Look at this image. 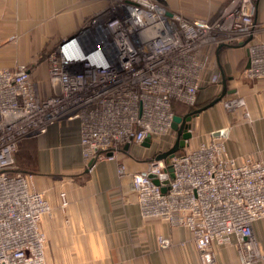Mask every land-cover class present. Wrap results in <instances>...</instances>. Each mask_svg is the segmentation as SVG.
I'll return each mask as SVG.
<instances>
[{
    "label": "built area",
    "instance_id": "1",
    "mask_svg": "<svg viewBox=\"0 0 264 264\" xmlns=\"http://www.w3.org/2000/svg\"><path fill=\"white\" fill-rule=\"evenodd\" d=\"M260 1L229 0L206 20L172 12L164 0H110L79 34L47 55L54 91L46 97L27 66L0 67V264H48L42 220L53 209L35 188L34 175L18 169L17 155L25 140L73 120L80 124L88 169L114 162L119 177L129 176L142 216L187 229L203 264L215 263L216 249L234 236L242 238L246 261L257 259L254 224L264 219L262 162H240L217 132L195 148L187 142L171 159L172 172L155 157L144 171L128 173L123 156L127 146L178 135L173 102L194 110L204 73L216 69L212 48L244 44L250 62L244 77L264 80V42L254 41ZM96 36L101 56L79 48ZM221 81L219 72L209 78V84ZM165 176L168 184L162 183ZM61 201L66 208L64 192ZM158 243L161 249L171 244L164 236Z\"/></svg>",
    "mask_w": 264,
    "mask_h": 264
},
{
    "label": "crops",
    "instance_id": "2",
    "mask_svg": "<svg viewBox=\"0 0 264 264\" xmlns=\"http://www.w3.org/2000/svg\"><path fill=\"white\" fill-rule=\"evenodd\" d=\"M164 1L170 11L185 18L211 20L229 0ZM109 5L110 0H0V67L27 66L42 96L50 95L54 89L49 84L47 55L79 34ZM255 22L254 41L264 42V0L258 3ZM210 51L216 69L204 73L206 82L194 110L227 92L189 122V147L226 131L222 136L232 156L240 162L250 158L264 164V80L244 77L249 59L244 44L216 46ZM213 72H219L222 80L226 78V89L222 81L209 84ZM175 142L168 135L150 141L149 146H131L123 156L128 173L144 171L153 156L168 151ZM17 167L34 175L35 188L53 209L52 215L42 220L48 264H203L187 229L142 216L129 176L119 177L114 162H100L83 183L70 182L68 177H86L87 173L79 121L56 122L46 134L25 140ZM62 192L68 200L66 208L62 207ZM159 236L169 238L170 246L161 249ZM254 236L257 259L247 262L239 246L242 238L234 236L230 244L216 249L213 264H264V219L254 224Z\"/></svg>",
    "mask_w": 264,
    "mask_h": 264
},
{
    "label": "water",
    "instance_id": "3",
    "mask_svg": "<svg viewBox=\"0 0 264 264\" xmlns=\"http://www.w3.org/2000/svg\"><path fill=\"white\" fill-rule=\"evenodd\" d=\"M250 62L248 61L247 67H249ZM222 83L225 87V89L227 88V81L226 78H223ZM227 91L224 90L223 94L220 95L218 98H216L214 101H212L210 104H208L207 106L200 108V109H196L191 111L190 113H188L185 116H175L174 118V123H173V129L174 131H176L178 133L177 135V139L176 142L174 144V146L169 149L168 151L164 152V153H160L156 159L157 160H165L166 164L168 166L167 171L168 172H172L173 169L171 167V159L177 154V152H179L181 149L185 148V146L187 145V142L191 139L192 137V133L190 131V125L189 122L193 119L194 116H196L197 114L201 113L202 111L212 107L213 105H215L217 102L221 101L225 95ZM226 131L224 132H217L216 135H225ZM150 139H148L144 145L149 146ZM129 146H127L125 149L129 150ZM151 178L154 179V182L159 184L160 182L156 179L155 176L151 175ZM163 184H168L169 183V178L168 176L164 177V181L162 182ZM163 192H166V187L162 188Z\"/></svg>",
    "mask_w": 264,
    "mask_h": 264
},
{
    "label": "rangeland",
    "instance_id": "4",
    "mask_svg": "<svg viewBox=\"0 0 264 264\" xmlns=\"http://www.w3.org/2000/svg\"><path fill=\"white\" fill-rule=\"evenodd\" d=\"M94 40V41H93ZM100 45V46H99ZM81 46H86L87 48L84 50V52L86 53V54H94L95 53V55L97 54V53H101V52H103L104 50H103V47H102V42L101 41H98V40H96V37H90L89 39H87V40H85V41H83V42H81L80 44H79V48H81ZM99 48V49H98ZM101 48V49H100ZM171 135V137H172V139H173V141L175 140V139H177V137H176V133H171L170 134ZM19 151H20V148H19ZM185 150L183 149L182 150V152H184ZM181 152V151H180ZM19 153V152H18ZM18 156V155H17ZM153 158H155L154 156L151 158V160L153 159ZM147 160H149V159H147ZM147 160H144V162H145V164L147 163ZM148 164H149V162H148ZM27 165L29 166V163H27ZM98 166V165H97ZM30 167V166H29ZM117 167V166H116ZM84 169H85V172H87L86 173V177H85V175L84 176H82L81 177V175L79 176H76V175H74L72 178H70V177H68V179H70V182L71 183H83L84 181H87L93 174H94V172H95V170H96V168L93 170V171H90L89 169H88V166L85 164V162H84ZM134 173V172H133ZM62 178L64 177V176H61ZM52 180H54V179H51V183L52 184H55V182H53ZM61 183H58V185L59 186H61L60 185ZM64 185H68V184H64ZM63 185V186H64ZM62 187V186H61Z\"/></svg>",
    "mask_w": 264,
    "mask_h": 264
},
{
    "label": "trees",
    "instance_id": "5",
    "mask_svg": "<svg viewBox=\"0 0 264 264\" xmlns=\"http://www.w3.org/2000/svg\"><path fill=\"white\" fill-rule=\"evenodd\" d=\"M173 110L175 112V115H177V116H183V115H186V114L190 113L191 111H193L192 108H190V107L186 106L185 104L178 102V101L173 102ZM182 150H181V152H179V154L182 153Z\"/></svg>",
    "mask_w": 264,
    "mask_h": 264
},
{
    "label": "bare ground",
    "instance_id": "6",
    "mask_svg": "<svg viewBox=\"0 0 264 264\" xmlns=\"http://www.w3.org/2000/svg\"><path fill=\"white\" fill-rule=\"evenodd\" d=\"M100 39H101V38H100L99 36H96V40L101 41ZM93 41H94V40H93ZM99 46H100V45H99ZM86 48H87L86 46H81L80 49H81L82 51H84ZM87 49H88V48H87ZM98 49H99V48H98ZM100 49H101V48H100ZM103 52H104V51H103ZM103 52H101V53H97L96 55H95V53H94V54H92V56H101V55L103 54ZM90 55H91V54H90ZM132 146H133V145H132ZM183 149H184V148H183ZM181 150H182V149H181ZM181 150H180V151H181ZM180 151H179V152H180ZM179 152H177V153L179 154ZM182 153H183V152H182ZM180 154H181V153H180ZM45 197H46V196H45ZM47 200H48V199H47ZM50 205H51V204H50ZM45 252H46V250H45ZM45 255H46V254H45ZM46 261H47V259H46Z\"/></svg>",
    "mask_w": 264,
    "mask_h": 264
}]
</instances>
